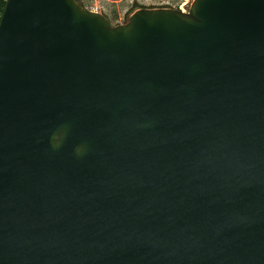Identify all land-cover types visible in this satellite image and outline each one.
Instances as JSON below:
<instances>
[{
    "label": "water",
    "instance_id": "water-1",
    "mask_svg": "<svg viewBox=\"0 0 264 264\" xmlns=\"http://www.w3.org/2000/svg\"><path fill=\"white\" fill-rule=\"evenodd\" d=\"M0 264H264V0H7Z\"/></svg>",
    "mask_w": 264,
    "mask_h": 264
},
{
    "label": "rangeland",
    "instance_id": "rangeland-1",
    "mask_svg": "<svg viewBox=\"0 0 264 264\" xmlns=\"http://www.w3.org/2000/svg\"><path fill=\"white\" fill-rule=\"evenodd\" d=\"M75 2L86 11L98 8L99 14L104 16L112 27H116L126 24L130 16L141 9H170L187 13L193 0H75Z\"/></svg>",
    "mask_w": 264,
    "mask_h": 264
},
{
    "label": "trees",
    "instance_id": "trees-1",
    "mask_svg": "<svg viewBox=\"0 0 264 264\" xmlns=\"http://www.w3.org/2000/svg\"><path fill=\"white\" fill-rule=\"evenodd\" d=\"M6 2H7V0H0V17L2 15V13H3V10H4V7H5Z\"/></svg>",
    "mask_w": 264,
    "mask_h": 264
},
{
    "label": "built area",
    "instance_id": "built-area-1",
    "mask_svg": "<svg viewBox=\"0 0 264 264\" xmlns=\"http://www.w3.org/2000/svg\"><path fill=\"white\" fill-rule=\"evenodd\" d=\"M90 12L99 14V10L96 7L93 9H90Z\"/></svg>",
    "mask_w": 264,
    "mask_h": 264
}]
</instances>
